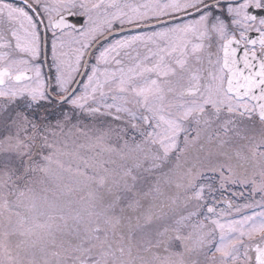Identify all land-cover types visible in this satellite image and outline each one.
I'll use <instances>...</instances> for the list:
<instances>
[{
  "label": "snow or ice",
  "instance_id": "snow-or-ice-1",
  "mask_svg": "<svg viewBox=\"0 0 264 264\" xmlns=\"http://www.w3.org/2000/svg\"><path fill=\"white\" fill-rule=\"evenodd\" d=\"M0 264H264V0H0Z\"/></svg>",
  "mask_w": 264,
  "mask_h": 264
}]
</instances>
